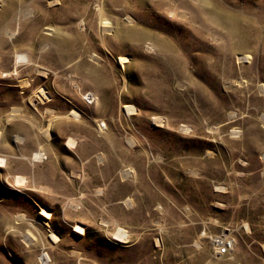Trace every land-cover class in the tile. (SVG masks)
<instances>
[{
  "label": "rangeland",
  "instance_id": "1",
  "mask_svg": "<svg viewBox=\"0 0 264 264\" xmlns=\"http://www.w3.org/2000/svg\"><path fill=\"white\" fill-rule=\"evenodd\" d=\"M0 264H264V0H0Z\"/></svg>",
  "mask_w": 264,
  "mask_h": 264
},
{
  "label": "bare ground",
  "instance_id": "2",
  "mask_svg": "<svg viewBox=\"0 0 264 264\" xmlns=\"http://www.w3.org/2000/svg\"><path fill=\"white\" fill-rule=\"evenodd\" d=\"M125 59H126L125 57H120L118 61H119L120 64H122L123 62H125ZM39 93H42V92H39ZM67 144L70 145V146L74 145V140L69 138L68 141H67ZM40 157H41V155L39 153L34 152L32 159L34 161L35 159H39ZM15 183L18 186H24L25 183H26V178L23 177V176H17L15 178ZM113 235L116 238V240L118 239V241H121V242H125V239L127 238L125 231L122 230L121 228H117L116 232Z\"/></svg>",
  "mask_w": 264,
  "mask_h": 264
},
{
  "label": "built area",
  "instance_id": "3",
  "mask_svg": "<svg viewBox=\"0 0 264 264\" xmlns=\"http://www.w3.org/2000/svg\"><path fill=\"white\" fill-rule=\"evenodd\" d=\"M229 250H230V246L225 241L220 242L216 245L217 256H224V255L228 254Z\"/></svg>",
  "mask_w": 264,
  "mask_h": 264
}]
</instances>
